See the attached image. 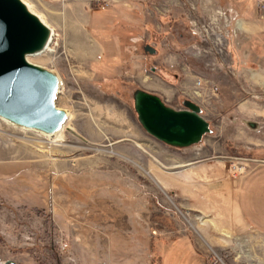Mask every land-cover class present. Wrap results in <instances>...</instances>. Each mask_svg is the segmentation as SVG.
Here are the masks:
<instances>
[{"label": "rangeland", "instance_id": "rangeland-1", "mask_svg": "<svg viewBox=\"0 0 264 264\" xmlns=\"http://www.w3.org/2000/svg\"><path fill=\"white\" fill-rule=\"evenodd\" d=\"M24 1L55 32L31 61L60 75L57 105L69 118L52 138L0 119V153L24 180L0 179V262L161 264V224L187 229L208 264H264V233L231 229L227 199L212 192L215 179L264 158V84L249 78V37L220 0ZM99 42L106 53L94 59ZM137 88L175 108L192 99L212 132L185 148L157 140L138 120ZM247 101L256 111L242 110ZM212 156L182 176L201 197L178 195L173 177L184 167H172ZM113 212L122 233L110 251L98 249L102 217Z\"/></svg>", "mask_w": 264, "mask_h": 264}, {"label": "water", "instance_id": "water-1", "mask_svg": "<svg viewBox=\"0 0 264 264\" xmlns=\"http://www.w3.org/2000/svg\"><path fill=\"white\" fill-rule=\"evenodd\" d=\"M53 36L50 26L23 0H0V117L47 134L59 131L68 119L67 110L57 105L61 81L53 69L31 62L28 56L45 52ZM144 49L150 54L157 51L150 44ZM133 97L143 128L167 145L190 147L212 132L210 121L192 99H185L182 108H175L157 93L144 88H137ZM217 157L181 163L172 168ZM255 161L264 162L263 159ZM0 264L19 263L6 259Z\"/></svg>", "mask_w": 264, "mask_h": 264}, {"label": "crops", "instance_id": "crops-1", "mask_svg": "<svg viewBox=\"0 0 264 264\" xmlns=\"http://www.w3.org/2000/svg\"><path fill=\"white\" fill-rule=\"evenodd\" d=\"M220 5L226 9L228 15L235 21L240 30L249 37V47L244 52L245 58L248 62L252 58L257 59L254 62V67H249V78L264 84V0H220ZM99 43V53L94 59L101 58L106 53V45ZM243 64H247V62ZM240 106L248 114L256 111L257 108L256 103L252 101L244 102ZM7 159V156L0 153V179L12 178L10 181L13 185L22 184L24 180L20 176L21 166L19 162H16L15 159ZM203 164H205V161L175 171L176 175L173 178L177 179L173 181V186L178 191V195H184L189 191V193H186L189 197H193L195 200L201 197L192 192L191 188L188 189L187 184L191 185V183L182 180V176L189 175L193 168ZM51 181L53 183L49 181L46 186L49 191H51L54 184H57L54 182H57L58 179H52ZM164 184L165 186L169 185L166 182ZM66 185L64 184L65 187ZM211 186H215L212 192L219 190L223 194L222 196L227 199L226 215L231 229L243 232V228L247 227V229L264 233V162L255 161L251 163L250 168L239 177L233 178L230 175L228 178L215 179ZM45 196V200L50 198V194L45 193ZM116 214L117 212H113L102 217L100 223L106 225V229L102 226L103 229L98 231L99 241H94V244L98 243L96 248H108L110 251L116 244V235H118V232L122 233L117 231L120 222L117 221ZM160 225L158 229L161 237V264H208L206 255L199 249L187 229L182 230L179 228L177 232H167ZM76 236L79 239L80 234H76ZM101 237H103L104 246H102ZM104 239L106 242H104Z\"/></svg>", "mask_w": 264, "mask_h": 264}, {"label": "bare ground", "instance_id": "bare-ground-1", "mask_svg": "<svg viewBox=\"0 0 264 264\" xmlns=\"http://www.w3.org/2000/svg\"><path fill=\"white\" fill-rule=\"evenodd\" d=\"M24 1V0H23ZM25 2V1H24ZM26 3V2H25ZM27 4V3H26ZM28 5V7H29V9L32 11V12H34L32 9H31V7H30V5L29 4H27ZM35 13V12H34ZM37 14V13H36ZM38 15V14H37ZM48 26H50L40 15H38ZM50 28L52 29V27L50 26ZM53 30V29H52ZM53 34H55V32H54V30H53ZM54 39V38H53ZM53 39H52V41H53ZM51 41V42H52ZM50 45H51V43L49 44V46L46 48V50H48L49 48H50ZM88 48H89V50H92V51H95L96 50V48H95V46L94 45H90L89 44V46H88ZM46 50H45V52H46ZM45 52H43V53H38V54H33V55H29L28 56V59L31 61V58L32 57H34V56H38V55H42V54H44ZM97 55V51H96V53L93 55V56H96ZM32 62V61H31ZM56 72V71H55ZM57 73V72H56ZM59 75V74H58ZM59 77H60V75H59ZM60 81H61V84H62V80H61V78H60ZM68 112V111H67ZM203 114V113H202ZM204 116V115H203ZM68 118H69V112H68ZM0 119L2 120V121H4L5 123H7L8 125H10V126H12V127H14V128H18V129H22V130H26V131H33V132H36V133H40L42 136H45V137H48V138H52V137H58L59 135H60V133L62 132V130H63V128H64V126L59 130V131H57V132H55V133H53V134H47V133H44V132H41V131H39V130H36V129H32V128H25V127H22V126H19V125H16V124H14V123H12V122H10V121H8L7 119H4V118H1L0 117ZM68 120V119H67ZM67 122V121H66ZM66 124V123H65ZM207 135V134H206ZM204 137H205V135L203 136V138H202V140L204 139ZM199 144V143H198ZM196 145V144H195ZM163 164V163H162Z\"/></svg>", "mask_w": 264, "mask_h": 264}, {"label": "built area", "instance_id": "built-area-1", "mask_svg": "<svg viewBox=\"0 0 264 264\" xmlns=\"http://www.w3.org/2000/svg\"><path fill=\"white\" fill-rule=\"evenodd\" d=\"M54 37H55V34H54L53 38H54ZM53 41H54V39H53ZM53 41L51 42V44L53 43ZM240 169L242 170V168H241V167H239V166H236V167H235V170H236V171H239V172H241V170H240Z\"/></svg>", "mask_w": 264, "mask_h": 264}, {"label": "trees", "instance_id": "trees-1", "mask_svg": "<svg viewBox=\"0 0 264 264\" xmlns=\"http://www.w3.org/2000/svg\"><path fill=\"white\" fill-rule=\"evenodd\" d=\"M108 43V42H107Z\"/></svg>", "mask_w": 264, "mask_h": 264}]
</instances>
